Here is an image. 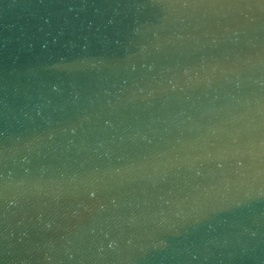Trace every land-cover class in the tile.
Returning <instances> with one entry per match:
<instances>
[{
    "label": "water",
    "instance_id": "obj_1",
    "mask_svg": "<svg viewBox=\"0 0 264 264\" xmlns=\"http://www.w3.org/2000/svg\"><path fill=\"white\" fill-rule=\"evenodd\" d=\"M0 264H264V0H0Z\"/></svg>",
    "mask_w": 264,
    "mask_h": 264
}]
</instances>
